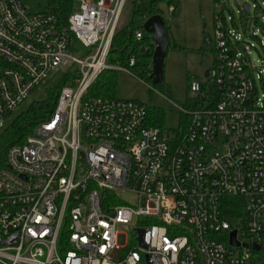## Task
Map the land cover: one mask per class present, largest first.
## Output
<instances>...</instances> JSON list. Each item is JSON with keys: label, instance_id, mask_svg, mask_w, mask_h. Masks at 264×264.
Instances as JSON below:
<instances>
[{"label": "built area", "instance_id": "1", "mask_svg": "<svg viewBox=\"0 0 264 264\" xmlns=\"http://www.w3.org/2000/svg\"><path fill=\"white\" fill-rule=\"evenodd\" d=\"M127 1L72 0L63 20L0 0V128L52 70L69 75L53 111L0 162V264H264V67L254 74L253 43L215 10L203 39L213 68L189 82L184 128L166 130L143 102L88 94L104 69L136 62L106 60ZM143 20L137 48L153 52Z\"/></svg>", "mask_w": 264, "mask_h": 264}, {"label": "rangeland", "instance_id": "2", "mask_svg": "<svg viewBox=\"0 0 264 264\" xmlns=\"http://www.w3.org/2000/svg\"><path fill=\"white\" fill-rule=\"evenodd\" d=\"M247 1L251 5L248 12H241L239 3ZM29 11H38L51 7V0H21ZM132 0H128L121 22H126L128 9ZM174 5L162 0L158 3L159 13L167 25L169 46L163 63V84L153 83L145 74L129 67L130 71L115 69L116 84L114 98L138 100L145 103L148 108L162 114V121L158 126L170 130H181L187 121L180 108H193L196 96L189 89V82L193 77L203 76L205 70L213 68L214 53L212 45H204V33L213 32V17L215 10L221 9L226 18L234 15L238 27L228 20L227 26L235 28L251 47V58L254 64V74L264 67V0H174ZM73 7H78V0H73ZM121 24V23H120ZM145 36H151L147 31ZM255 32V33H253ZM148 38L144 41L147 42ZM75 50V49H74ZM79 50L85 52L86 47L78 45ZM136 62L151 66V55L144 54L138 49ZM67 66H59L52 70L28 94L24 102L14 110L0 128V137L10 126L11 122L26 111L30 104L45 100L50 87L58 84L65 74ZM264 78V74H263ZM259 92L263 93L261 82L258 80ZM150 116V114H149ZM35 131H33L34 133ZM32 133V134H33ZM123 199L130 204L137 205V197L133 193L122 194ZM234 224V223H233ZM131 236V230L128 232Z\"/></svg>", "mask_w": 264, "mask_h": 264}, {"label": "trees", "instance_id": "3", "mask_svg": "<svg viewBox=\"0 0 264 264\" xmlns=\"http://www.w3.org/2000/svg\"><path fill=\"white\" fill-rule=\"evenodd\" d=\"M162 0H132L128 9V16L126 22H121V18L114 31L111 45L107 53L106 60L111 64L128 65L129 57L131 54H138V44L140 41L135 38V29L140 27V21L147 16L159 12L158 3ZM169 4L174 5V0H166ZM51 7L58 11L61 18L64 20L72 9V0H51ZM175 10V5L172 11ZM121 23V24H120ZM147 39V36L144 38ZM144 54L152 55L151 51H143ZM136 71L145 74L148 79H151L150 73L151 66L146 63L135 62L132 66ZM116 70L113 68L104 69L96 81L90 86L88 90L89 95L94 96H108L114 98V89L116 84ZM69 75L64 74L61 81L54 87H50L48 96L45 100L36 101L30 104L28 109L19 114L8 126L5 132L0 137V162L3 159L7 149L13 144H20L24 139L33 133L34 129L44 121L57 101V96L60 87L67 81ZM150 114V124L158 126L162 121V114L160 111L153 112L148 108Z\"/></svg>", "mask_w": 264, "mask_h": 264}, {"label": "water", "instance_id": "4", "mask_svg": "<svg viewBox=\"0 0 264 264\" xmlns=\"http://www.w3.org/2000/svg\"><path fill=\"white\" fill-rule=\"evenodd\" d=\"M243 6L245 11H248V2L244 1ZM142 27L152 36L154 41V48L151 57V80L153 83L163 84V63L169 46L167 25L161 13L156 12L147 16L143 20ZM208 73L209 69L205 70L204 74L207 75ZM139 233L142 236V230H139ZM139 239L141 241V237ZM230 243L235 245L238 244L235 239V231H232L231 233Z\"/></svg>", "mask_w": 264, "mask_h": 264}]
</instances>
